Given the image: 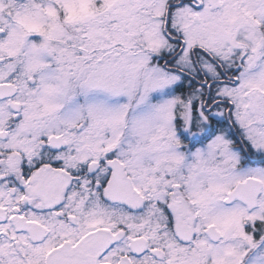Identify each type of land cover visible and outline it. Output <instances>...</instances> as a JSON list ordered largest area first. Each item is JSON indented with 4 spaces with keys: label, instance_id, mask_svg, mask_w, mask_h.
Listing matches in <instances>:
<instances>
[{
    "label": "snow or ice",
    "instance_id": "obj_1",
    "mask_svg": "<svg viewBox=\"0 0 264 264\" xmlns=\"http://www.w3.org/2000/svg\"><path fill=\"white\" fill-rule=\"evenodd\" d=\"M0 264H264V0H0Z\"/></svg>",
    "mask_w": 264,
    "mask_h": 264
}]
</instances>
